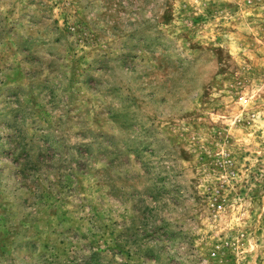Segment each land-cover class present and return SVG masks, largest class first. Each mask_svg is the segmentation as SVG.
<instances>
[{
    "label": "rangeland",
    "instance_id": "1",
    "mask_svg": "<svg viewBox=\"0 0 264 264\" xmlns=\"http://www.w3.org/2000/svg\"><path fill=\"white\" fill-rule=\"evenodd\" d=\"M0 264H264V0H0Z\"/></svg>",
    "mask_w": 264,
    "mask_h": 264
}]
</instances>
